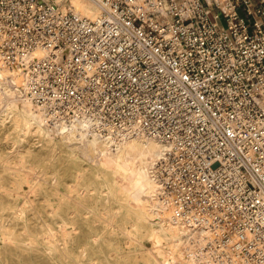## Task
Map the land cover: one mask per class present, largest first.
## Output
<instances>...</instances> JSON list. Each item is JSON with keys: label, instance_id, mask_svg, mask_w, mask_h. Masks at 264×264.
Returning <instances> with one entry per match:
<instances>
[{"label": "built area", "instance_id": "2783aa9c", "mask_svg": "<svg viewBox=\"0 0 264 264\" xmlns=\"http://www.w3.org/2000/svg\"><path fill=\"white\" fill-rule=\"evenodd\" d=\"M85 1L94 18L0 0V81L50 127L159 140L158 197L195 254L264 264V0Z\"/></svg>", "mask_w": 264, "mask_h": 264}, {"label": "bare ground", "instance_id": "6f19581e", "mask_svg": "<svg viewBox=\"0 0 264 264\" xmlns=\"http://www.w3.org/2000/svg\"><path fill=\"white\" fill-rule=\"evenodd\" d=\"M70 1L78 13L89 18L98 13L94 3ZM1 72L6 74L4 70ZM9 78V86L0 84V102L13 109L14 122L22 129L58 138L65 147L59 157L70 166V183H64L67 191L62 192L54 187L53 179L47 182L44 172L35 176L34 165L23 164L26 169H14L9 161L0 164L3 171L12 170L10 182L0 173V243L7 248L2 253L5 258L14 254L20 264L19 258L34 252L42 257L41 264H99L88 254V243L97 242L98 237L91 236V241L88 240L82 215L94 214L86 205L88 198L94 201L101 198L105 204H115L117 212L125 210L134 218L131 226L135 231L142 229L143 235L149 237L150 252L154 256L162 255V264H206L195 254V244L186 230L172 222L171 210L158 197V183L151 168L165 148L163 143L154 138L131 137L111 144L89 135L74 123L50 127L43 122L37 108L17 91L15 85L20 78ZM86 175L91 182H82ZM45 184L54 188V194L58 190L57 199L41 193L48 187ZM38 193L42 194L40 198L36 197ZM74 206L85 211L78 212ZM114 216L108 214L109 219ZM30 220L40 226L35 234L28 230ZM120 257L138 264L139 256L135 254H120Z\"/></svg>", "mask_w": 264, "mask_h": 264}, {"label": "rangeland", "instance_id": "374dc122", "mask_svg": "<svg viewBox=\"0 0 264 264\" xmlns=\"http://www.w3.org/2000/svg\"><path fill=\"white\" fill-rule=\"evenodd\" d=\"M221 22H223L222 18ZM0 84L2 86L8 85V81L1 80ZM13 116V109L8 108L4 101L0 102V164L9 161L10 167L14 169H23L24 165H34L35 168L32 171L35 176H42L44 172L43 177L47 182L53 179L56 189L60 188L62 192L67 191L64 183H70V166L66 164L62 157H59V155L64 154V145L55 136L50 138L33 129H22L21 125L14 122ZM81 162L85 163V161ZM0 171H2L0 173L6 182L12 180L11 169L3 171L0 166ZM90 179L86 175L82 182H91ZM23 185L25 186L24 183ZM45 186L48 187L43 189L41 193L50 195L54 200L57 199L59 196L58 190L54 194V188L46 184ZM30 195L34 197L31 193ZM41 196L42 194L39 193L36 195L37 198ZM21 199L20 204L22 203ZM86 205L91 207L94 214L82 215L84 231L89 241H91V236L98 237L97 242L88 243V254L90 257L95 258L99 264H131L129 258L120 257V254L127 253L139 256L138 264H162V255L154 256L150 252L152 248L149 244V237L143 235L142 229L141 231L133 229L131 222L134 221V218L127 214L125 210L117 212L115 204H105L101 198L95 201L93 198H88ZM74 208L78 209V212L85 211L82 207L74 206ZM108 214H115V216L109 219ZM28 230L35 234L40 230V226L30 220L28 221ZM6 249L0 243V264H18V259L14 254L7 255V258L3 256L4 254L2 255ZM41 259L40 254L35 255L34 252H30V255L24 254L23 257L19 258V262L20 264H41Z\"/></svg>", "mask_w": 264, "mask_h": 264}]
</instances>
